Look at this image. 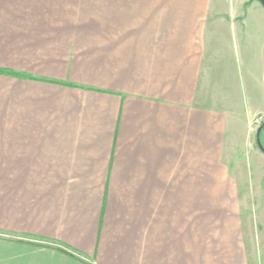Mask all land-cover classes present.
<instances>
[{"label": "crops", "instance_id": "0c3cea01", "mask_svg": "<svg viewBox=\"0 0 264 264\" xmlns=\"http://www.w3.org/2000/svg\"><path fill=\"white\" fill-rule=\"evenodd\" d=\"M0 69V264H256L259 1L0 0Z\"/></svg>", "mask_w": 264, "mask_h": 264}, {"label": "rangeland", "instance_id": "374dc122", "mask_svg": "<svg viewBox=\"0 0 264 264\" xmlns=\"http://www.w3.org/2000/svg\"><path fill=\"white\" fill-rule=\"evenodd\" d=\"M264 112V96L259 95V101L245 107L243 114L255 125L258 114ZM264 121V120H263ZM240 146L238 163L232 169L239 184L245 228L258 233V239L249 240L251 249L255 250L253 261L264 264V154L256 146V132L251 138L245 131L239 136ZM264 146V131L261 135Z\"/></svg>", "mask_w": 264, "mask_h": 264}, {"label": "water", "instance_id": "95a60500", "mask_svg": "<svg viewBox=\"0 0 264 264\" xmlns=\"http://www.w3.org/2000/svg\"><path fill=\"white\" fill-rule=\"evenodd\" d=\"M256 1H259L264 7V0H256ZM263 131H264V121L261 123V125L257 129V133H256L257 147L264 153V146H263L262 141H261V135H262Z\"/></svg>", "mask_w": 264, "mask_h": 264}, {"label": "trees", "instance_id": "16d2710c", "mask_svg": "<svg viewBox=\"0 0 264 264\" xmlns=\"http://www.w3.org/2000/svg\"><path fill=\"white\" fill-rule=\"evenodd\" d=\"M0 74H5V75H10V76H16V77H20L19 74L17 73H11V72H6L0 69Z\"/></svg>", "mask_w": 264, "mask_h": 264}, {"label": "built area", "instance_id": "2783aa9c", "mask_svg": "<svg viewBox=\"0 0 264 264\" xmlns=\"http://www.w3.org/2000/svg\"><path fill=\"white\" fill-rule=\"evenodd\" d=\"M260 122H261V120H260V119H257L255 125H258ZM261 123H262V122H261ZM261 123H260V124H261Z\"/></svg>", "mask_w": 264, "mask_h": 264}, {"label": "flooded vegetation", "instance_id": "af4514ba", "mask_svg": "<svg viewBox=\"0 0 264 264\" xmlns=\"http://www.w3.org/2000/svg\"><path fill=\"white\" fill-rule=\"evenodd\" d=\"M260 125H261V124H260ZM260 125H259V127H260ZM259 127H258V128H259Z\"/></svg>", "mask_w": 264, "mask_h": 264}]
</instances>
